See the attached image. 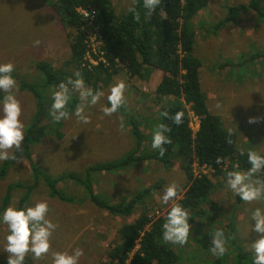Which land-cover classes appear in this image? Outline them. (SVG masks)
<instances>
[{
  "label": "rangeland",
  "instance_id": "rangeland-1",
  "mask_svg": "<svg viewBox=\"0 0 264 264\" xmlns=\"http://www.w3.org/2000/svg\"><path fill=\"white\" fill-rule=\"evenodd\" d=\"M257 1L264 10V0ZM248 4L249 0H210L208 6L189 24L196 34L192 54L202 61L200 77L209 110L222 118L225 127L234 130L239 150L243 148L244 152L255 150L264 154V57L251 58L264 52V22ZM131 5L132 0H113L118 15L127 12ZM231 7H241V10H236L234 20L226 21L231 15ZM155 16L161 17L157 14ZM87 31L93 51L97 52L100 41L91 22H88ZM37 40L40 41L38 47L34 46V41ZM70 43L68 29L63 26L59 15L51 6V0H0V64L13 63L14 72L19 76L20 80L15 79L17 88L14 89V94L21 104L20 119L25 125V138L29 136L31 129L36 133L32 122L37 113V101L31 91L21 86V81H40L42 74L37 63L41 60L74 75L77 70L71 63ZM150 68L142 76H131L122 69L107 85H101V89L88 86L104 93L96 105L86 107L85 113L91 121L88 124L78 122L72 114L80 103L77 92L72 93L69 102L73 103L74 108L68 105L69 118L61 120L60 124L53 122L50 106L39 123L38 142L28 143L29 154L41 170L38 174L40 177H36L25 151L17 152L18 157H23L24 163L10 161L4 177L0 176V204L10 185L22 182L29 185L37 179V186L30 192L24 208L37 201L47 200V218L58 225L51 237L49 253L40 259L28 253L25 260L31 259L33 264H52V252L71 253L75 248H81L84 254L80 257L79 264L105 262L108 260L109 250L118 242L117 231L121 225L134 221L144 211L149 217L165 216L167 208L182 196L190 180L178 161L171 168H164L156 161H137L124 169L93 173L91 180L98 196L118 204L128 202L151 184L161 182L158 189L145 193L143 201H139L129 216H114L98 208L90 199H83L81 196L86 193L84 187L71 179L60 182L57 187L64 195H72L71 198L76 195L78 198L75 201H63L50 194L46 180L47 177L55 178L63 173H84L91 165L124 158L137 146L132 135V116L144 135L139 153L146 155L156 151L152 149L151 141L159 124L157 121H160L159 111L163 105L174 100V97H156V86L161 81L163 71ZM120 80H124L127 85L124 94L126 104L117 113L106 116L102 109L110 107L107 101L110 88ZM55 90L56 88L48 92L46 99H52ZM2 100L3 97L0 98V106ZM217 101L222 103V109L215 108ZM121 117L124 121L123 130L119 127ZM250 117L258 118L257 122L248 123ZM150 119H155L153 124L148 123ZM199 125V118L193 116V130H198ZM2 163L0 161V169ZM194 170L208 173L209 168L197 166ZM209 175L217 183L215 191L210 195L213 205L204 204L211 216L209 219L196 218V222L191 224L187 244L181 246L170 243L180 256L177 264H253L251 244L259 237L251 228L254 224L251 221V210L255 207L264 209V200L252 204H236V194L227 187L226 179ZM174 181L180 185L181 194L165 204L162 201L163 193ZM24 194V189H16L5 209L9 205L16 207ZM214 204L217 206L214 207ZM2 214L3 212L0 217ZM230 221L233 224L231 228L228 227ZM217 228H222L227 236L232 231L235 238V246L230 247L232 244L228 242V251L222 258L214 256L209 250L212 239L210 233ZM8 234V226L0 220V261L8 258V253L3 250ZM236 239H239L241 245ZM239 251L244 255L243 262L236 260L239 258Z\"/></svg>",
  "mask_w": 264,
  "mask_h": 264
},
{
  "label": "trees",
  "instance_id": "trees-1",
  "mask_svg": "<svg viewBox=\"0 0 264 264\" xmlns=\"http://www.w3.org/2000/svg\"><path fill=\"white\" fill-rule=\"evenodd\" d=\"M209 2L210 0H161V4L149 17L143 8L142 0H137L136 7L141 13V21L137 23L129 11L118 15L113 6V0H51V6L59 15L63 26L68 29V36L71 38V63L75 70L81 73L86 86L101 89V85H107L122 69H125L131 76H142L149 67H154L163 71V77L156 88V97L158 99L167 96L174 97V100L161 107L160 121H157L159 124L166 123L171 127V132L167 135L170 136L172 142L164 145L166 152L163 157L159 155L158 150L146 155L139 153L144 135L139 131L136 119L132 116L130 118L134 125L132 135L136 141V148L127 153L124 158L91 165L84 173L71 172L63 173L55 178L47 177L52 196L59 197L63 201H70L71 195H64L57 185L64 180L71 179L84 187L87 193L85 197H88L98 208L114 216H129L134 212L139 201H143L145 193L158 189L161 182L151 184L144 192L136 194L128 202L118 204L98 196L92 183L93 173L124 169L128 164L137 161L139 163L156 161L164 168H171L178 161L190 183L182 194L178 190V195L182 196L176 203L189 211L190 225L195 223L198 217L209 219L211 214L204 204H212L210 195L217 187V183L209 174H213L215 178L220 176L227 179L225 167L232 170V165L236 162H239L240 170H247L250 167L247 162V152H244L242 156L237 148V134L233 132V143L228 144L226 142L228 128L225 127L219 115L209 110L200 77L202 61L192 54L196 34L189 24ZM248 7L255 11L260 20L264 22V10L257 0H249ZM230 9L232 12L226 21L234 20L236 10H241V7ZM82 10L92 13L93 18L85 17ZM164 13L167 14L166 18L155 16V14ZM88 22H91L98 33L100 47L97 52H94L92 48L87 31ZM255 57H264V52L257 53L251 58ZM37 68L42 74L40 81L29 83L22 80L21 86L31 91L37 101V113L32 122L36 133L30 130L29 136L25 138L24 151L36 177H40L38 174L41 170L29 154L28 143L31 141L36 143L39 140L40 136L37 134L39 123L50 110L52 103L51 98L46 99L49 96L48 92L57 88L59 83L66 81L68 77L75 78V75L69 71L58 70L46 60L39 61ZM12 75L16 80H20L15 72ZM2 97L0 93V98ZM69 106L74 108L73 103ZM165 110L170 115L176 111H183V123L177 126L164 118L161 113ZM193 116H197L200 120L196 131L191 126ZM154 121L155 119H150L148 123L153 124ZM217 157L223 158L222 164L215 162ZM10 161L12 160L3 161L0 169L1 177H4L9 169ZM197 166L200 168L207 166L208 173L195 172L194 168ZM258 175L264 179V172ZM37 181L35 179L29 185L23 182L10 185L0 204V214L10 203L13 192L20 188L24 189L25 194L17 208H24L30 192L37 186ZM239 202L243 201L236 195V204ZM171 207L167 208L165 216L149 217L144 211L134 221L121 225L117 231V244L109 250L108 260L100 264H177L180 256L171 244L165 243L162 238V225ZM228 227H233L231 221ZM228 237L229 243L232 244L230 247H234L235 238L232 231ZM236 240L241 245L239 239ZM238 257L236 260L243 262L244 255L240 251ZM7 259L0 261V264H7ZM24 264L33 263L29 259L25 260Z\"/></svg>",
  "mask_w": 264,
  "mask_h": 264
},
{
  "label": "clouds",
  "instance_id": "clouds-1",
  "mask_svg": "<svg viewBox=\"0 0 264 264\" xmlns=\"http://www.w3.org/2000/svg\"><path fill=\"white\" fill-rule=\"evenodd\" d=\"M161 0H142L143 8L150 17ZM128 11L133 14L137 23L141 21V13L137 10L136 0H132V5ZM161 15V14H160ZM167 14L161 15L166 18ZM40 41H34V46L38 47ZM154 68V67H153ZM159 69V68H158ZM15 66L11 62L0 64V92L5 93L0 106V161L13 160L17 163H24L23 157H18L17 152L23 153L22 142L25 138V125L20 119L22 108L20 101L14 94L17 88V81L12 73ZM75 78L68 77L66 81H61L52 94V104L50 115L53 122L58 123L66 120L70 116L68 105L72 99V93L77 92L80 103H78L72 113L78 122L83 124L90 123V117L86 115V107L96 105L104 95L102 91H94L91 87L86 86L84 79L79 71ZM126 83L120 80L113 84L107 96L110 107H103L104 115L111 116L126 104L125 90ZM223 105L217 101L216 109H222ZM167 120L179 126L183 123L184 112L176 111L170 115L167 110L161 113ZM256 117H250L248 123H256ZM119 127L124 129L123 117L120 118ZM171 132L169 124L160 123L156 126L151 141V147L159 151L161 157L164 156L166 148L164 145L170 144L171 138L167 133ZM234 130L227 129L226 142L232 144ZM259 152V151H258ZM254 150L247 152V162L250 167L247 170H240L239 162L232 165V170L225 167L227 187L239 198L248 204L255 201L264 200V179L258 174L264 172V155ZM244 149H240V155H244ZM217 164L223 163L222 157H217ZM180 185L177 182L169 184L162 196L163 203L167 204L178 195ZM18 206V204H17ZM49 203L47 200L37 201L32 206L26 208H17L9 205L0 217V220L8 226L9 234L6 236V245L4 251L8 253L7 264H24L25 257L32 253L34 258L40 259L46 256L51 249V237L58 227L56 223L49 218ZM190 213L181 204H174L167 214L166 221L162 225V238L165 243L176 245H185L188 243L191 225L189 223ZM252 229L258 234L251 244V250L254 253L253 264H264V209L255 207L251 210ZM211 247L210 251L214 256L221 257L228 251L229 237L222 228H217L210 233ZM84 252L81 248H75L71 253L67 251L52 252V264H79V259Z\"/></svg>",
  "mask_w": 264,
  "mask_h": 264
},
{
  "label": "crops",
  "instance_id": "crops-1",
  "mask_svg": "<svg viewBox=\"0 0 264 264\" xmlns=\"http://www.w3.org/2000/svg\"><path fill=\"white\" fill-rule=\"evenodd\" d=\"M207 6H208V5H207ZM207 6H206V7H207ZM206 7H205V8H206ZM203 9H204V8H203ZM203 9H202V10H203ZM202 10H201V11H202ZM201 11H199V12H201ZM262 22H263V21H262ZM149 68H150V67H149ZM150 69L160 70V69H158V68H150ZM162 77H163V76H162ZM162 77H161V79H162ZM159 82H160V81H159ZM158 84H159V83H158ZM158 84H157V85H158ZM156 88H157V86H156ZM86 195H87V193H83V195H82L81 197L84 199ZM71 196H72V195H71ZM81 197H80V198H81ZM77 198H78V196L74 195V196L71 198V200H76ZM132 198H133V197H132ZM86 199L89 200L88 197H86ZM72 204H74V202H72ZM137 205H138V204H137ZM16 207H17V206H16Z\"/></svg>",
  "mask_w": 264,
  "mask_h": 264
},
{
  "label": "built area",
  "instance_id": "built-area-1",
  "mask_svg": "<svg viewBox=\"0 0 264 264\" xmlns=\"http://www.w3.org/2000/svg\"><path fill=\"white\" fill-rule=\"evenodd\" d=\"M82 12L84 13L85 17H88V18L90 17L91 19L93 18L92 13H90L86 10H82Z\"/></svg>",
  "mask_w": 264,
  "mask_h": 264
}]
</instances>
